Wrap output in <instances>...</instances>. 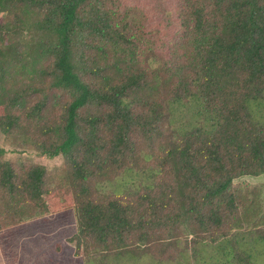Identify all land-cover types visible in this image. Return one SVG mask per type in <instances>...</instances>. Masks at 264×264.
<instances>
[{
    "label": "trees",
    "instance_id": "trees-1",
    "mask_svg": "<svg viewBox=\"0 0 264 264\" xmlns=\"http://www.w3.org/2000/svg\"><path fill=\"white\" fill-rule=\"evenodd\" d=\"M133 10L0 0V133L64 161L53 189L0 159V233L69 206L63 264H264L257 192L233 188L264 175V0H177L172 40L143 58Z\"/></svg>",
    "mask_w": 264,
    "mask_h": 264
},
{
    "label": "rangeland",
    "instance_id": "rangeland-1",
    "mask_svg": "<svg viewBox=\"0 0 264 264\" xmlns=\"http://www.w3.org/2000/svg\"><path fill=\"white\" fill-rule=\"evenodd\" d=\"M123 8L134 9L142 22L143 31L141 40V58L145 52L154 46V52L161 54L162 42H170L172 35L177 30L174 26L177 18V0H120ZM170 20H167V18ZM195 109L192 103L178 104L174 110V120L177 125H187L193 119ZM0 159L11 163L25 165H40L46 169L48 183L51 188L61 185L63 178L64 161L61 156L48 158L39 155L31 142L23 138L3 135L0 133ZM133 176L126 175L121 181L128 183ZM108 184L105 189H113ZM233 188L249 193L255 191L258 197V207L264 210V175L256 177H241L233 181ZM252 195H248L251 198ZM250 200V199H249ZM76 216L73 208L66 206L56 212L35 220L24 222L14 228L0 233V264H44L49 255L61 256L59 264H63L62 254L69 249V238L75 233ZM263 227V225H261ZM6 248V251L4 249ZM211 251L210 249L207 250ZM59 253V254H57ZM68 264L70 260H67Z\"/></svg>",
    "mask_w": 264,
    "mask_h": 264
},
{
    "label": "crops",
    "instance_id": "crops-1",
    "mask_svg": "<svg viewBox=\"0 0 264 264\" xmlns=\"http://www.w3.org/2000/svg\"><path fill=\"white\" fill-rule=\"evenodd\" d=\"M139 263H140V264H153V263H149V262L146 261V260H142V261L139 262ZM111 264H132V263H131V260L128 259V258H122V259H118V260L113 259ZM137 264H138V263H137Z\"/></svg>",
    "mask_w": 264,
    "mask_h": 264
}]
</instances>
